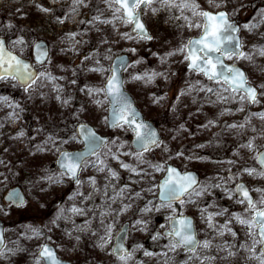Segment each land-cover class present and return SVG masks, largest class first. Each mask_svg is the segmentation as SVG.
<instances>
[{"label": "rangeland", "instance_id": "rangeland-1", "mask_svg": "<svg viewBox=\"0 0 264 264\" xmlns=\"http://www.w3.org/2000/svg\"><path fill=\"white\" fill-rule=\"evenodd\" d=\"M175 2L179 4L183 0ZM187 2L192 3L193 0ZM194 2L204 11L227 10L237 20L241 26L244 52L252 60L234 58L228 62L241 65L249 82L255 86L264 83V55L259 51L264 48V23L251 32L243 28L245 24L260 20L264 13V0H225L226 8H215L208 0ZM84 3L88 6L81 4L73 11V0H0V37L7 40L12 50L30 60H33L34 43L46 41L50 46L51 63L37 65V69L39 73L54 77H41L27 92L18 81H0V98H7L0 99V219L5 223L7 239L3 255H0V264H36L40 247L45 243L54 245L60 258L74 264H122L118 257L109 253L121 226L125 223L130 226L137 219L150 223L145 231L129 228L127 244L132 258L128 264H185L190 254L182 248L170 251L167 247L170 241L163 237L164 231L168 229L165 217L172 215L171 211L168 208L155 210V206L160 203L157 199V184L165 171H156L150 165L167 163H174L182 170L198 171L201 174L200 186H207L203 196H192L195 203H186L183 208L178 204L173 205L183 215L194 218L200 241L211 242V247L199 249L198 255L201 259H216H203V264H259L255 258L259 254V245L255 254L239 247L242 244L252 245V238L246 235L249 231L247 227L232 218L229 227L237 236L234 238L227 231L221 236L218 230L209 228L201 219L200 210L216 213L228 209L224 215L215 217V225L219 229L232 217V213L244 214L245 210L244 204L236 202L237 195L229 199L226 190L234 192L235 185L245 181L255 200L264 195V177L243 172L244 168L264 171L256 159L264 149V119L254 115L264 113V96H259V103L256 104H250L247 99L241 101L242 94L224 92V86L214 84L186 68L184 54L177 50L189 38L199 35V30L189 29L184 17L192 21L200 19L193 16L189 8L183 11L168 8L162 6L160 0H155L152 5L157 9L155 13L152 8L143 10L153 37L148 41L133 34L131 25H125L122 20H114V26L95 21L93 17L96 16L102 20L113 19V13L104 0H84ZM41 8L49 11L43 12ZM61 19L64 23H60ZM8 25L13 27L9 28ZM70 33H76L75 37L70 38ZM124 33L131 34L132 38H125ZM20 38L25 41L23 45L12 43ZM102 38L108 43H102ZM145 46V55L141 54L136 59L131 57L130 64L133 67L125 72V85L145 116L156 120L164 139L158 148L144 153L145 162L141 163L131 146L132 131L107 130L104 118L108 101L102 93L87 94V89L103 87L109 75L92 72L91 68H109L116 51L122 54L131 48L141 49ZM169 52L175 55L168 56ZM105 56L111 59H105ZM137 73L157 75L151 82H146V78L136 81L132 76ZM192 85L195 88L191 92L179 95ZM201 87H211L213 92L200 91ZM259 91L264 92V89ZM218 96L228 98L221 99ZM158 97L164 98L157 100ZM65 100L68 101L66 104ZM96 101H101V104L98 105ZM89 106L94 114L90 121L85 122L93 124L99 132L110 135V141H115V144L110 143L101 151L103 165L96 161L95 156L91 158L80 172V185L71 187L72 180L60 176V171L55 167L56 149L82 147L78 138L75 141L69 139L74 134H68L65 128L74 124V121L78 122L79 118L81 120L82 113L91 110ZM207 109L213 112L214 117L209 116ZM167 110L169 112L165 113ZM204 113L207 117H204ZM231 124H243L244 127L229 128ZM49 136L54 138L55 144L48 140ZM62 140L69 142L62 144ZM249 140L253 141L252 150L241 147ZM121 142L124 143L123 148L118 147ZM180 152L182 156L177 155ZM113 154L118 158L113 159ZM28 156L34 165L28 163ZM227 161L234 163L228 164ZM121 162L147 175H136L124 169ZM110 170L116 172L118 179L111 176ZM232 174H235L234 180L228 181L227 177ZM92 178L95 179V185L91 183ZM15 186H20L27 198L26 203L19 207L5 200L7 192ZM121 188L126 191L113 202L111 198ZM149 188L153 191L148 192ZM255 189L262 191L257 192ZM78 192L83 195H78ZM136 193H140V198L136 197ZM148 201L154 202L153 210L142 215L140 209ZM124 204H130V209L115 218L112 241L101 249L98 247L99 236L103 234L100 213L107 210L115 213ZM73 206L84 209L85 214H73L70 210ZM104 219L106 223L113 222L112 216ZM88 221H91L90 226L86 223ZM93 231L97 234L93 235ZM157 232L161 233V238L154 241L152 236ZM137 245L142 247L137 248ZM221 247L236 255L229 256L227 251L220 250ZM144 250L157 255L147 257ZM188 264L200 262L188 261Z\"/></svg>", "mask_w": 264, "mask_h": 264}, {"label": "snow or ice", "instance_id": "snow-or-ice-1", "mask_svg": "<svg viewBox=\"0 0 264 264\" xmlns=\"http://www.w3.org/2000/svg\"><path fill=\"white\" fill-rule=\"evenodd\" d=\"M155 0H104V3L113 13V19L102 20L100 16L93 17L95 21L103 24H113L114 20H122L125 25H132V32L135 33L141 40H152L153 37L149 35L147 29L142 22V11L144 9L152 8L153 13L157 9L153 8ZM160 3L164 7L168 8H178L181 11L185 8H189L192 11L193 16H198L200 19L198 21H192L187 16L184 17L186 26L189 29L195 28L199 30V35L196 37L189 38L187 43L183 44L177 51L184 54V60L187 61V67L190 72L203 75L208 81L214 84H220L222 91L230 92L232 94H242L240 95L241 101L247 99L249 103L256 104L259 103L258 96H264V92L258 91V89H264V83L253 86L248 79V76L240 68L236 67L235 64L229 65L226 63L228 60H247L251 61L252 57L242 50L243 44L239 37V32L241 28L231 20V16L228 11L219 12H209L200 9V6L196 4L193 0L192 3H188L187 0L177 4L175 0H160ZM208 3L215 7H227L225 0H208ZM83 4L85 7L88 5L84 3V0H73V11L76 10L78 6ZM39 7V6H38ZM41 11L48 12L49 9L41 8ZM232 14H235L234 12ZM66 18V17H65ZM60 23H64L61 19ZM260 23H264V13H262L261 18L258 22L252 24H245L243 28L247 31H252ZM114 26V24H113ZM12 28V25H8ZM70 38H74L76 33L68 34ZM125 38L131 39L132 36L129 33H124ZM102 43H108L106 39L101 40ZM13 44L23 45L25 41L23 38L17 39L12 42ZM111 51V49H109ZM131 51L135 52V49ZM260 54L264 55V48H261ZM42 55L45 57L48 63H51V57L48 56L46 49H41ZM168 56L175 55L174 52H169ZM105 59H111L108 56ZM88 59V57H85ZM163 60V58H161ZM39 63L43 64L44 60L37 57ZM99 64V60L96 61ZM140 63V61H136ZM133 67L124 60L123 57H119L116 63L110 65L109 68H91L92 72H103L109 73L106 76L103 87L101 88H88L87 94H103L104 98L109 103V115L105 116L104 123L107 127L112 129H119L122 131L131 130L134 132L136 137V158H138L141 163L145 162L143 159L144 153L152 150V148L159 147L162 143L156 132L151 130V126L147 124L139 111L135 108L133 101L128 97L124 91L125 80L120 75L121 69L127 71L128 68ZM157 75V73H152L151 75L145 74H135L132 76L133 80H142L146 78V82H151V80ZM46 74L41 72L36 74L33 70V66L27 63L21 57L13 55L12 52L7 50L6 41L0 39V81L14 80L18 81L20 87L24 89L25 92L32 89L33 85L36 84L37 80L41 77H45ZM47 79H54L51 74H47ZM75 83V81H73ZM195 88L192 85L187 90H182L180 96L186 94V92H191ZM200 91L213 92L211 87H201ZM164 97H158L157 100L163 99ZM221 99H227L228 97L218 96ZM234 98V97H233ZM6 100L7 98H0ZM59 99V97H57ZM179 99V97H178ZM68 101L65 100L66 104ZM99 105L101 101H96ZM260 119H264V113H257ZM211 123V121L209 122ZM183 127V126H181ZM229 128H243V124H231L228 125ZM255 131V129H253ZM23 136V133H20ZM83 137L87 145L86 150L82 153L72 154L67 151H61L59 148L56 149L58 155L57 164L60 169V176L68 177L69 179L76 182L79 186L81 181L79 179V173L84 170V168L89 164L90 158L95 156L96 161L103 165L104 161L100 159L101 149L108 146V144H115V141L105 140L98 136L95 131L88 128L87 125L80 124L79 130L74 132L69 139L72 141L77 140L78 137ZM48 140H51L55 144L53 137L49 136ZM69 140H62L61 143H68ZM119 148L124 147V143L121 142L118 145ZM203 147V145H201ZM241 147L252 150L253 141L249 140L247 144H242ZM111 149H109V152ZM165 151L167 149L165 148ZM122 155H130V153H121ZM178 156H182L183 153H177ZM113 159L118 157L113 154ZM257 162L264 168V153H258ZM223 163V162H221ZM228 164H233L234 161H227ZM156 171H165L167 173L166 179L158 185L159 196L158 199L160 203L155 206L156 211H160L161 208H168L172 215L166 216L165 219L168 221V230L163 233L164 238H168L170 243L167 245L170 251H175L177 248L184 249L189 253L188 261H199L203 264V259L215 260V257H201L198 255V250L201 248L207 249L211 247V242L209 240L200 241L197 239V233L194 230V224L191 219L185 217L182 212L178 210L177 207L173 205L178 204L180 208L186 203H195L192 196L201 197L207 192V186H200L196 178L190 173L181 174L176 168L166 165H150ZM106 167V165H105ZM121 167L135 173L136 175H147L146 172L142 173L137 171L135 168H131L130 165L121 162ZM103 171V168H100ZM230 171V170H229ZM243 172L248 175L256 173L259 176L264 177V171L256 172L254 168H244ZM110 174L113 178L118 176L115 171L110 170ZM235 174L229 175L227 177L228 181H233ZM51 179V178H50ZM91 183L95 185V179H91ZM219 187L220 185H215ZM126 189L121 188L117 195H114L111 199L113 202L116 201L118 196L122 195ZM148 192H152L153 189H147ZM257 192H261V189H255ZM228 198L231 199L234 194L237 195V203L244 204L245 210L244 214L232 213V217L227 220L223 225L219 226V229L215 225V217L224 215L228 212V209H223L221 212L207 213V209H201V219L207 224L209 228L219 231V235L223 236L225 231L231 233L235 238L237 233L229 227V224L234 218L241 226L247 227L249 231L246 233L247 236L252 238V245H240L239 247L244 248L246 252L255 254L257 252V245L260 246L259 254L255 258L259 261V264H264V195L260 196L258 200H254L250 195V190L244 184H236L234 192L233 190H226ZM78 195H83L78 192ZM136 197L140 198V193H136ZM187 197V199H185ZM90 197H85L88 199ZM18 206L23 205V200L19 199L15 201ZM153 201H148L140 212L142 215L152 212ZM130 204H124L118 211L113 213L110 210L103 211L100 213V224L103 229V234L99 236L98 247L104 249L112 241L113 237V223L115 218L123 215L130 209ZM71 212L76 215H84L85 210L73 206ZM63 210H61V213ZM112 216L113 222L106 223L105 217ZM60 216L57 217L59 219ZM55 223V221H54ZM89 226L91 221L86 222ZM150 221H145L142 219L135 220L130 226L122 225L121 234L116 237L117 243L111 249L110 255L117 256L122 264H128L129 260L132 258V253L129 252L124 243V237L127 236L128 228H137L139 231L147 230V226ZM165 227V225H161ZM83 230V229H81ZM255 230V231H254ZM93 235L97 233L93 231ZM259 237L258 239L256 237ZM161 238V233L157 232L152 236L155 241ZM78 239V238H77ZM0 244H2V239H0ZM142 247L137 245V248ZM135 250V249H134ZM221 251H227L229 256L236 255L235 252L228 250L225 247H221ZM3 255V252H0ZM144 255L151 257L157 255L148 250H144ZM159 255H167V253H160ZM62 264V261L56 256L55 252L47 247L46 245L41 247L39 253V258L36 264ZM185 261V264H188Z\"/></svg>", "mask_w": 264, "mask_h": 264}, {"label": "water", "instance_id": "water-1", "mask_svg": "<svg viewBox=\"0 0 264 264\" xmlns=\"http://www.w3.org/2000/svg\"><path fill=\"white\" fill-rule=\"evenodd\" d=\"M207 11H209V10H207ZM221 11H227V10H221ZM209 12H214V11H209ZM218 12H219V11H218ZM229 14H230V13H229ZM231 20H232L234 23H236V24L241 28L240 24L236 21V19H234V18L231 17ZM142 22L144 23V25H145V27H146L147 32L149 33V35L152 36V34H151L150 30H149V27H148V25H147V23H146V21H145V19H144L143 11H142ZM132 27H133V26L131 25V30H132ZM132 33H133V32H132ZM133 34H135V33H133ZM238 35H239V37H240V39H241V41H242V37H241V35H240V32H239ZM196 36H198V35H196ZM196 36H192V37H196ZM192 37H191V38H192ZM0 39H4V40L6 41V39H5L4 37H0ZM242 44H243V42H242ZM6 45H7V50L10 51V52H12L13 55H16V56H18V57H21V58L24 59L27 63L31 64V65L33 66V70H34V72H35L36 74H38V69L36 68L35 65H44L45 63H47V60H46L45 57L42 55L41 49H46L47 52H48V56H50V54H51L50 46H49V44H48L46 41H44V40H39V41H37V42L34 43L33 48H32V56H33V60L27 59V58L23 57L22 55H20L19 53H17L16 51H13L12 49H10V47H9L8 44H7V41H6ZM242 50H243V47H242ZM38 56L40 57V59L44 60V63H43V64H41V63L38 62V60H37V57H38ZM119 57H123L124 60L127 61V62L130 64V62H131V56H130L129 53L124 52V53H122V54H118V55H116V56L112 59V61H111V65H112L113 63H116ZM187 63H188V62H187ZM226 63L229 64V65L235 64L236 67L240 68L243 72L246 73L245 69H244L241 65H239V64H237V63H230V62H228V61H226ZM186 68L188 69L187 65H186ZM124 72H125V71H124L123 69H121L120 75L122 76L123 79H124ZM246 75H247V73H246ZM202 76H203V75H202ZM247 76H248V75H247ZM203 77H204V76H203ZM204 78H205V77H204ZM251 84H252V83H251ZM103 85H104V84H103ZM252 85L255 86L254 84H252ZM124 91L126 92V94L128 95V97L131 99V101H133L135 108L139 111V113L141 114L143 120H144L147 124H149V125L151 126V130L154 131V132H156L158 139H159L161 142H163V134L161 133V131H160V129H159V127H158L156 121H153L152 119H149V118H147V117L145 116V114H144V112L142 111V109H140V107L138 106V104H137V102H136L134 96L130 93V91H128V90L126 89L125 84H124ZM258 91H259V89H258ZM258 97H259V96H258ZM250 104H252V103H250ZM108 109H109V103H108ZM108 109H107V115H106V116L109 115ZM80 124L87 125L88 128H90V129H92L93 131H95L96 134H97L98 136L102 137V138L105 139V140H109V141H110V135H108V134H103V133L99 132L93 124L88 123V122H81V123H79V124L77 125V127H76V131L79 130V125H80ZM108 129H109L110 131L113 130V129L110 128V127H108ZM132 132H133V131H132ZM79 139H80V141L82 142V147H81L80 149H64V150H61V151H67V152L72 153V154H78V153H82V152H84V151L86 150L87 145H86L85 142H83V141H84V138H83L82 136L79 137ZM161 144H162V143H161ZM161 144H160V145H161ZM131 146H132V148L136 151V148H137L138 146H137V144H136V137H135L134 132H133V139H132V141H131ZM156 148H157V147L154 146V147L152 148V150H153V149H156ZM103 149H104V148H102L101 151H102ZM260 153H264V149H263ZM58 155H59V154H58ZM91 158H92V157H91ZM57 159H58V156H57V158H56V160H55V165H56L57 169L60 171L59 166H58V164H57V162H56ZM257 163H258V162H257ZM258 164H259V163H258ZM259 165H260V164H259ZM166 166H171V167L176 168L177 171L180 172L181 174H184V173H190V174H192V175L196 178V180H197V182H198V185L200 184V181H201V175H200V173H199L198 171L193 170V169H190V170H182L179 166L175 165L174 163H167ZM260 167H261V165H260ZM261 168H262V167H261ZM262 169L264 170V168H262ZM79 175H80V173H79ZM166 176H167V173L164 172L163 177L159 180V182H158V184H157V189H158V192H157V199H158V196H159V188H158V185H159L160 183H162V182L166 179ZM74 183H76V182L74 181ZM237 184H244V185L250 190V195H251L252 198L254 199V195L252 194V191H251L250 187L248 186V184H247L245 181H239ZM19 199H22V200H23V205L25 204V202H26V200H27L26 195H25L23 189H22L20 186H15V187L11 188V189L7 192V194L5 195V200H6L7 202H11V203H13V205L16 206V207H19V206L17 205V203H16L15 201H17V200H19ZM158 201H159V199H158ZM159 202H160V201H159ZM184 216H185V217H188L189 219H191V220L193 221V224H194V230H195V232H196V228H195V220H194V218H193L192 216H188V215H184ZM124 225H128V226H129L128 223H125ZM129 228H130V227H129ZM129 228H128L127 236L124 237V243H125V247H126V249L130 252L131 250H130V248H129L128 245H127V238H128ZM165 232H166V231H165ZM120 234H121V228H120V229L118 230V232L116 233L114 246H115L116 243H117V239H116V237L119 236ZM0 239H2V244H0V252H2V250L4 249V247H5V245H6L5 225H4V222H3L2 219H0ZM197 239L199 240L198 236H197ZM44 245H46L47 247H49L50 249H52V250L55 252L56 256L62 261V264H74L73 262H70V261H67V260H64V259L60 258L59 255H58V252H57L56 248L54 247V245L45 243V244H43L42 246H44ZM42 246H41V247H42ZM41 247H40L39 253H40V251H41ZM116 257H117V256H116ZM42 262H43V261H42Z\"/></svg>", "mask_w": 264, "mask_h": 264}, {"label": "trees", "instance_id": "trees-1", "mask_svg": "<svg viewBox=\"0 0 264 264\" xmlns=\"http://www.w3.org/2000/svg\"><path fill=\"white\" fill-rule=\"evenodd\" d=\"M132 50V48L129 50V51H127L129 54H130V56L133 58V59H136L137 57H139L141 54L142 55H145V52H146V50H147V47L145 46V47H143V48H141V49H135V52H133V51H131ZM120 51H116V53H115V55H117L118 53H119ZM144 53V54H143ZM126 72V71H125ZM109 74V73H108ZM124 78L126 79V75L124 74ZM126 81V80H125ZM126 83V82H125ZM126 88H127V84H126ZM128 89V88H127ZM87 108V107H86ZM89 108L91 109L90 111H88V112H84V113H82V115H83V118L80 120V118H79V121L78 122H76V121H74L73 123L74 124H71V125H69L67 128H65V130L68 132V134H74V132H75V130H76V123L78 124L79 122H85V121H90V117H92L93 116V114H94V112H93V109L89 106ZM89 108H87V110H89ZM207 111L210 113V115L209 116H211V117H214L213 116V112L211 111V110H209V109H207ZM167 112H169L168 110L167 111H165V113H167ZM145 113V112H144ZM204 115V117H207V114H203ZM148 117V116H147ZM149 119H150V117H148ZM153 120V119H152ZM156 121V120H155ZM108 130V129H107ZM110 132H112V131H110ZM27 160H28V163L29 164H33L34 165V162L32 161V159H31V157L30 156H28V158H27ZM202 176L204 177L205 175L204 174H202ZM77 185L76 184H74V183H71V187H76ZM8 226V225H7ZM116 260H118V259H116Z\"/></svg>", "mask_w": 264, "mask_h": 264}, {"label": "flooded vegetation", "instance_id": "flooded-vegetation-1", "mask_svg": "<svg viewBox=\"0 0 264 264\" xmlns=\"http://www.w3.org/2000/svg\"><path fill=\"white\" fill-rule=\"evenodd\" d=\"M32 58H33V56H32ZM35 66L37 67V65H35ZM74 184H75V183H74ZM167 230H168V229H166L165 231H167ZM165 231H164V232H165Z\"/></svg>", "mask_w": 264, "mask_h": 264}]
</instances>
